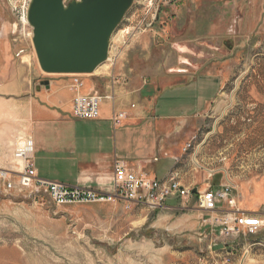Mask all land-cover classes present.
<instances>
[{
    "label": "rangeland",
    "instance_id": "rangeland-1",
    "mask_svg": "<svg viewBox=\"0 0 264 264\" xmlns=\"http://www.w3.org/2000/svg\"><path fill=\"white\" fill-rule=\"evenodd\" d=\"M30 1L0 0V86L32 82L40 71L26 22ZM141 2L135 0L111 39L109 55L120 48L118 64L106 62L98 75L124 72L128 84L138 76V87L185 61L191 71L220 74L223 89L209 110L170 121L158 156L174 164L171 170L187 188L217 181L232 187V179L237 186H261L264 209V0H233L232 21H224L221 35L204 34L209 21L194 18L195 0H175L134 36ZM144 43L149 52H142ZM203 192L173 198L163 209L120 201L58 206L47 197L7 191L2 183L0 264H264V228L255 234L244 228L223 240L217 216L197 209Z\"/></svg>",
    "mask_w": 264,
    "mask_h": 264
},
{
    "label": "crops",
    "instance_id": "crops-1",
    "mask_svg": "<svg viewBox=\"0 0 264 264\" xmlns=\"http://www.w3.org/2000/svg\"><path fill=\"white\" fill-rule=\"evenodd\" d=\"M195 1L198 9L194 18L209 21L204 34H223L221 28L227 27L224 21H232L233 0ZM229 28L232 29V25ZM150 48V43L141 46L142 52H149ZM189 67L194 68L187 61L181 62L167 75L150 79L138 87L134 84L139 77L134 76L128 84L130 77L124 72L114 74L119 84L113 89L110 75L84 76L81 93L114 94L113 99L102 104L98 120H80L74 116L76 92L69 75H55L66 76L63 79L42 78L40 69L32 82L19 79L1 85L0 169H16V142L27 136L34 141L35 169L39 177L46 180L111 193L117 162H123L137 175L163 176L158 179L168 176L174 164L158 156L162 131L169 127L170 121L203 115L218 98L224 84L218 73L191 71ZM43 81H49V86H42ZM145 90H148L146 96ZM114 111L127 115L119 127H114L111 121ZM213 186L190 187L200 192L211 188L223 191L227 185L217 181ZM232 187L237 209L264 219V209L260 207L261 186H237L232 179Z\"/></svg>",
    "mask_w": 264,
    "mask_h": 264
},
{
    "label": "built area",
    "instance_id": "built-area-1",
    "mask_svg": "<svg viewBox=\"0 0 264 264\" xmlns=\"http://www.w3.org/2000/svg\"><path fill=\"white\" fill-rule=\"evenodd\" d=\"M174 1L142 0L140 11L137 10L133 14V18H139V22L132 34L135 36L151 28L158 19L161 7L170 5ZM141 11L142 13L139 14ZM132 34L126 33L127 36ZM119 49L117 48L115 56L109 55L108 57L107 63L111 67L118 64ZM69 76L72 79V89L76 92L73 102L74 116L80 120L100 119L102 104L105 100L113 99L114 94L104 95L99 91L83 94L81 93L82 79L86 75ZM109 78L110 86L113 89L119 84V79L114 74L110 75ZM126 117V113L114 111L111 119L114 127L121 126ZM34 152V141L31 137L18 138L14 150L16 169H0V184L3 183L7 191L25 192L30 197L37 199L47 197L58 206L120 201L146 205L152 209L166 208L167 202L173 198L189 199L194 196L193 189L183 186L174 172L162 179L152 178L147 175H137L128 169L123 162H117L115 165V178L111 193L46 180L39 177L35 169ZM232 190V187H225L223 191L208 190L197 194V209L217 216L214 222L220 228V236L223 240L233 238V236L240 234L244 228L253 234L264 228L263 218L246 214L237 209ZM223 204L227 205L226 209L222 207Z\"/></svg>",
    "mask_w": 264,
    "mask_h": 264
},
{
    "label": "water",
    "instance_id": "water-1",
    "mask_svg": "<svg viewBox=\"0 0 264 264\" xmlns=\"http://www.w3.org/2000/svg\"><path fill=\"white\" fill-rule=\"evenodd\" d=\"M134 2L73 0L66 5L64 0H31L27 22L42 72L93 75L108 61L111 39Z\"/></svg>",
    "mask_w": 264,
    "mask_h": 264
},
{
    "label": "bare ground",
    "instance_id": "bare-ground-1",
    "mask_svg": "<svg viewBox=\"0 0 264 264\" xmlns=\"http://www.w3.org/2000/svg\"><path fill=\"white\" fill-rule=\"evenodd\" d=\"M26 22H27V19H26ZM109 54H110V50H109ZM106 66L107 64L102 65L93 75H98Z\"/></svg>",
    "mask_w": 264,
    "mask_h": 264
}]
</instances>
